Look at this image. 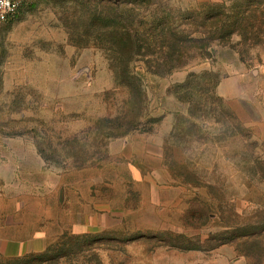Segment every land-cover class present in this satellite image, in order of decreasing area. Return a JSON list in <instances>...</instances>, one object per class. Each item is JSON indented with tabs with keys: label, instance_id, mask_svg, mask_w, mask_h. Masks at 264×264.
I'll list each match as a JSON object with an SVG mask.
<instances>
[{
	"label": "rangeland",
	"instance_id": "1",
	"mask_svg": "<svg viewBox=\"0 0 264 264\" xmlns=\"http://www.w3.org/2000/svg\"><path fill=\"white\" fill-rule=\"evenodd\" d=\"M18 1L0 21V240L22 246L0 241V264H264V0H150L148 22L207 58L130 88L88 0ZM118 1L139 2L91 3Z\"/></svg>",
	"mask_w": 264,
	"mask_h": 264
},
{
	"label": "trees",
	"instance_id": "2",
	"mask_svg": "<svg viewBox=\"0 0 264 264\" xmlns=\"http://www.w3.org/2000/svg\"><path fill=\"white\" fill-rule=\"evenodd\" d=\"M88 2L90 5L84 10L88 20L85 27L87 30L97 25L103 28L99 43L109 45V48L104 49L112 54L111 69L117 83L128 88L130 84L140 86L139 71L146 75L165 77L185 67L196 57L207 58L206 52L198 56L192 52L204 51V40H195L172 31L170 24L164 21L148 22L141 11L145 5H150V0H139L127 6L118 1L109 10H99L92 5L91 0ZM111 13L124 22L119 20L112 23L109 20ZM138 64L144 65V68Z\"/></svg>",
	"mask_w": 264,
	"mask_h": 264
},
{
	"label": "built area",
	"instance_id": "3",
	"mask_svg": "<svg viewBox=\"0 0 264 264\" xmlns=\"http://www.w3.org/2000/svg\"><path fill=\"white\" fill-rule=\"evenodd\" d=\"M18 0H0V21L4 22L13 17L19 10Z\"/></svg>",
	"mask_w": 264,
	"mask_h": 264
},
{
	"label": "crops",
	"instance_id": "4",
	"mask_svg": "<svg viewBox=\"0 0 264 264\" xmlns=\"http://www.w3.org/2000/svg\"><path fill=\"white\" fill-rule=\"evenodd\" d=\"M6 225V223H5ZM1 241V240H0ZM9 242H7V240L3 239V242L1 241V244H3V246L8 247V249L10 250H16L14 252H11L9 255H13L16 256L17 255V251L21 248L22 246V240L21 238H14L12 240H8ZM1 247H0V251H1Z\"/></svg>",
	"mask_w": 264,
	"mask_h": 264
}]
</instances>
